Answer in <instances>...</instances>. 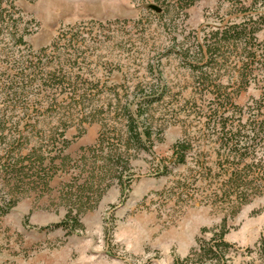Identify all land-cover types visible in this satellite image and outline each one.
<instances>
[{"label":"rangeland","instance_id":"1","mask_svg":"<svg viewBox=\"0 0 264 264\" xmlns=\"http://www.w3.org/2000/svg\"><path fill=\"white\" fill-rule=\"evenodd\" d=\"M250 1L196 0L161 16L142 0H14L38 25H28L29 46L0 32V264H172L221 226L239 249L229 264L247 259L241 252L264 232V189L238 208L206 197L211 178L194 183L195 160L210 165L216 144L199 122L211 94L190 65L212 31L244 20ZM259 26L247 84L238 81L247 52L240 43L225 47L211 69L238 104L264 96ZM53 69L69 83L50 85L45 73ZM153 89L161 99L147 108L151 141L121 146L116 102ZM61 131L70 140L63 151ZM184 131L195 146L186 164H170ZM101 132L104 152L107 142L123 152L111 168ZM6 151L27 155V164L42 158L44 171L36 164L18 178L2 171ZM70 209L80 222L72 231L60 225Z\"/></svg>","mask_w":264,"mask_h":264},{"label":"trees","instance_id":"2","mask_svg":"<svg viewBox=\"0 0 264 264\" xmlns=\"http://www.w3.org/2000/svg\"><path fill=\"white\" fill-rule=\"evenodd\" d=\"M142 1H146L147 7L161 16L170 9L180 11L191 7L196 2V0ZM7 3L0 0V32L6 34L13 43L29 46L26 36L31 33L32 29L30 30L28 25L31 23L37 27V21L28 13L17 8L14 0L7 1ZM4 5L7 6L2 7ZM8 6L14 9L13 12L17 13V17L12 16ZM242 10L245 12L244 20L232 22L224 28H217L211 32L205 42L198 44L196 54H199L200 58L198 55L191 56L192 64L190 65L192 69L198 71L197 82L208 87L207 93L211 94L206 105L207 109L202 112V119L198 120L202 124L201 126L210 129L211 132L209 131L207 135L208 140L216 144L214 160L210 165H204V163L195 160L196 173L193 181L200 185L206 179L211 178V182L208 183L210 192L206 194V197H213L219 202H226L230 205L237 204L238 208L264 189V96L253 98L251 102L245 104L236 103L234 96L226 92L225 89L221 90L225 86L220 80L213 82L211 69L215 68L218 57L221 56L225 47L227 48L229 45L238 47V43H240L242 50L247 52L242 60L238 81L245 84L249 82L248 73L244 70L248 67V62L253 60L259 51V48L255 46L256 43L259 44L256 34L261 30L260 23H264V0H251L248 5L242 6ZM21 24L23 26H20ZM49 47L51 46L41 47L38 52H45ZM28 49L31 50L29 47ZM187 51L189 52V48L186 49ZM45 75L46 81H49L50 85L63 84L66 79L69 83L71 79L70 75L57 72L55 69L46 71ZM20 88L23 89V86ZM155 91L153 89L148 93L142 92L140 96L126 100L124 104L116 102V106L119 105L122 109L125 122L124 132L118 130L116 134V139L121 146L128 147L131 143L135 148H141L151 141L152 124L147 114V108L161 99V94L155 96ZM71 92L76 94L75 90ZM102 125L104 128V124ZM2 131L3 129L0 130V136ZM59 134L62 137L63 151L70 144V140L65 137L64 131ZM105 140L104 132H101L97 143L103 152ZM194 143L193 137L184 131L183 135L172 144V157L168 163L186 164L188 153L193 150ZM114 146L113 142H107V149L103 155L105 165L109 164L110 166V163L115 161L114 159H122L123 152L119 151V148L116 150ZM7 152L8 155L5 158L7 164L4 165L2 171L10 170L17 178L23 173L25 167L30 170L35 164L44 171L42 158L37 161L38 164L37 162L27 164L23 160L27 155L23 157L18 153L9 154V151L5 153ZM120 164L122 167L126 165L125 162ZM101 168L99 173L106 171L103 167ZM60 225L70 228L71 231L78 228L80 222L77 212L73 214V210L70 209ZM225 232L221 226L218 230H214L209 238L203 236L197 238L196 245L185 256L174 257L172 264H229L239 249L235 247V244L225 239ZM244 251L241 254L247 259L241 264H264V232L253 247H247Z\"/></svg>","mask_w":264,"mask_h":264}]
</instances>
